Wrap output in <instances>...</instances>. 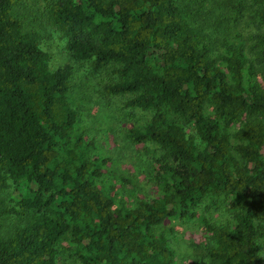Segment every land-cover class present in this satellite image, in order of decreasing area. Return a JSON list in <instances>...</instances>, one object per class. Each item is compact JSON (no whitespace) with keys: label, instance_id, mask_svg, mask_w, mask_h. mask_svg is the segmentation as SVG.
Wrapping results in <instances>:
<instances>
[{"label":"trees","instance_id":"trees-1","mask_svg":"<svg viewBox=\"0 0 264 264\" xmlns=\"http://www.w3.org/2000/svg\"><path fill=\"white\" fill-rule=\"evenodd\" d=\"M41 1L70 57L93 71L115 63L106 92L150 113L125 135L161 151L157 194L131 206L97 185L107 159L73 132L70 65L51 69L39 32L12 12L20 0H0V193L13 187L12 204L0 194V264H56L62 238L82 264H176L162 222L218 198L230 218L200 217L208 264H264V0L249 50L236 40L219 52L178 0ZM10 215L21 220L5 229Z\"/></svg>","mask_w":264,"mask_h":264},{"label":"rangeland","instance_id":"rangeland-1","mask_svg":"<svg viewBox=\"0 0 264 264\" xmlns=\"http://www.w3.org/2000/svg\"><path fill=\"white\" fill-rule=\"evenodd\" d=\"M184 3L190 17V23L199 28L210 41L212 50H222L225 41L240 40L249 50L252 41L249 39L252 28L250 12L253 0H243L240 11H234V0H178ZM48 3L41 0H20L12 12L17 16L23 30H37L40 34L39 45L48 54L51 69L68 63L70 65L71 105L77 111V120L73 132H78L90 141L88 157H106L101 166V174L95 178L97 185L104 190L108 188L115 199L133 206L137 200L150 199L157 194L153 180V171L157 167L156 158L161 152L151 142H132L125 135L126 128L146 121L150 113L139 107L124 106L129 97L127 93L112 94L106 92L105 86L117 80L112 71L115 63H108L93 71L90 60L72 59L65 48L64 37L47 19ZM264 85V80L258 78ZM197 140V139H196ZM11 183V182H10ZM13 187L1 191L8 204ZM219 204L214 208L197 206L195 216L191 219H165L160 226L174 252L176 264H208L202 254L203 246L209 241V233L204 229L200 217L211 222H224L230 218L225 209V201L217 199ZM13 215L4 220L3 227L12 229L20 222ZM66 238L55 245L56 264L65 262L82 264L68 250ZM258 253L264 256V241H258Z\"/></svg>","mask_w":264,"mask_h":264}]
</instances>
